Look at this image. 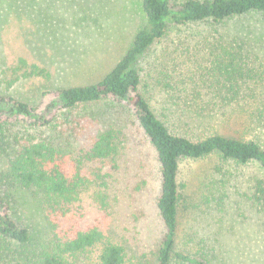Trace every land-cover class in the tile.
<instances>
[{
  "label": "rangeland",
  "instance_id": "374dc122",
  "mask_svg": "<svg viewBox=\"0 0 264 264\" xmlns=\"http://www.w3.org/2000/svg\"><path fill=\"white\" fill-rule=\"evenodd\" d=\"M144 26L141 0H0V93L33 103L45 92L97 82L123 57ZM236 34L256 43L254 51L260 56L250 57L247 63L257 72L263 70L264 13L221 23H167L164 36L137 63L140 91L157 116L166 92L191 96V88L198 87L195 101L204 105L211 95L203 88L212 79L208 74L212 56L196 41L201 36L212 41L214 36ZM19 59L26 62V69L14 72ZM31 65L48 76L21 77ZM16 78L7 88V82ZM224 111L225 115L218 113L211 119L178 123L179 131L194 139L211 133L247 139L250 135L240 125V113L226 107ZM24 130L23 124L11 126L10 139L14 142V136ZM106 130L117 137L116 151L107 159L82 161V175L91 184L55 223L61 229L95 227L123 247L127 264H156L165 233L156 208L159 166L134 117L118 104L102 101L64 113L58 127L47 133L76 165L98 133ZM2 150L3 173L12 152L4 145ZM261 180L264 175L255 165H236L217 155L181 161L176 249L202 251L208 264H264V206L253 197L254 185ZM4 181L2 193L14 198L13 219L29 229L32 244H42L54 231L35 197ZM99 251L94 247L75 264H97Z\"/></svg>",
  "mask_w": 264,
  "mask_h": 264
},
{
  "label": "trees",
  "instance_id": "16d2710c",
  "mask_svg": "<svg viewBox=\"0 0 264 264\" xmlns=\"http://www.w3.org/2000/svg\"><path fill=\"white\" fill-rule=\"evenodd\" d=\"M141 8L144 28L135 34L123 57L97 82L45 92L33 103L0 93V152H3V145L12 152L7 169L0 172V264H75L87 258L94 247L100 248L97 264H127L123 247L97 228L90 226L81 230L70 226L61 229L55 223L68 214L79 193L91 184V180L82 175V161L107 159L116 151L117 137L111 130L98 133L92 146L76 160V165L54 143L47 131L58 127L61 115L79 107L102 101L118 104L134 117L154 150L160 175L156 208L165 229L156 253V264L210 263L201 248V252L195 253L176 249L181 161L217 155L236 165L253 164L264 175V69L257 72L254 65L247 63L250 57L257 60L260 56L254 51L258 48L256 43L237 34L230 38L214 36L212 41L209 36H201L196 45H202L212 56V66L208 69L212 79H207L208 87L202 86L211 94L209 99L199 105L195 95L200 91L195 86L191 88L190 97L166 92L159 107L160 117L140 91L141 77L137 68L138 60L164 36L169 21L175 24L221 23L250 13H264V0H184L178 5L172 0H141ZM26 66V62L19 59L14 72ZM32 76L48 75L34 65L21 74L23 78ZM16 80H9L7 88ZM216 106L218 109L214 111ZM225 107L231 113H240V125L250 135L247 139L217 133L194 139L179 131L178 123L211 119L218 113L225 115ZM15 124H23L25 130L22 135L16 134L13 142L9 130ZM4 180L16 189L29 192L38 202L54 231L42 244H32L29 229L13 219L14 198L8 192L2 193ZM253 197L264 206V180L254 185Z\"/></svg>",
  "mask_w": 264,
  "mask_h": 264
}]
</instances>
